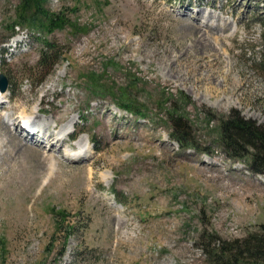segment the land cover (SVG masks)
<instances>
[{
  "label": "rangeland",
  "instance_id": "rangeland-1",
  "mask_svg": "<svg viewBox=\"0 0 264 264\" xmlns=\"http://www.w3.org/2000/svg\"><path fill=\"white\" fill-rule=\"evenodd\" d=\"M19 1L0 0V264H208L209 237L264 233V175L216 127L233 111L264 126V0H47L85 26L50 33L13 25ZM207 22L210 45H191ZM124 91L150 119L117 106ZM32 113L75 132L32 142ZM171 113L199 149L171 139Z\"/></svg>",
  "mask_w": 264,
  "mask_h": 264
},
{
  "label": "trees",
  "instance_id": "trees-1",
  "mask_svg": "<svg viewBox=\"0 0 264 264\" xmlns=\"http://www.w3.org/2000/svg\"><path fill=\"white\" fill-rule=\"evenodd\" d=\"M46 1L20 0L15 7L17 17L13 25L16 23L24 25L26 23L31 28L42 29V31L48 33L68 23L72 25L61 12H52L46 9ZM36 11L40 12L36 13ZM84 27L76 24L72 25L75 32L82 30ZM54 49L55 47L46 41L40 51L41 60L45 61L48 57H53L51 52ZM55 61L53 59L50 62L52 67ZM88 78H91L96 83V87H99L96 81L97 76L90 75ZM92 93L96 92L93 91ZM121 95L122 97L119 98L117 106L139 118L150 119L144 106L135 103L129 92H121ZM172 111H176V109L173 108ZM167 118L172 123L169 133L172 140L182 148L193 147L199 149L195 144L196 135H191L193 123L187 117L184 118L180 113H171L168 114ZM216 127L223 150L232 158L245 159L247 157L249 168L255 173L264 175V126L258 125L257 122L251 119L244 118L239 112L233 111L218 118ZM209 238L210 240L204 244L208 264H264V233L250 232L244 237L230 240H221L218 237Z\"/></svg>",
  "mask_w": 264,
  "mask_h": 264
},
{
  "label": "bare ground",
  "instance_id": "bare-ground-1",
  "mask_svg": "<svg viewBox=\"0 0 264 264\" xmlns=\"http://www.w3.org/2000/svg\"><path fill=\"white\" fill-rule=\"evenodd\" d=\"M200 16H202V15L200 14ZM213 28H215V26L213 24H211L210 22H207L206 24H204V26H203V24L200 23L199 26H198V30L195 31V32H197V34L193 37V39L191 41V45L199 44L202 47H204V49L206 47H208V45H210V42H208V40L212 37V35L209 34V32ZM198 33H200V34H198ZM221 37H222L221 33H220L219 37H215L216 43H218L217 40H219V38H221ZM214 55H217V51H215ZM2 92L3 91H0V97L3 94ZM1 102H3V101H1ZM37 110H39V108ZM9 116L10 115H4V121H8L9 122V120H13L15 122L13 117H9ZM34 116H35L34 113L26 114V115H23L21 117V119L22 120L24 119V121H27V122L30 121V122L38 123V127H39L38 135H39V133L42 132V134H43L42 136H43L44 139H46L45 137L47 136L49 138V139H47V143L50 144V146H56L57 143L60 142V141H63L66 138L67 133L70 132V130L68 128H64L65 127L64 126V127H61L60 129H58V131H56L55 134L51 135L49 130H48L49 123L46 122V121H43V120H36V119H34ZM21 129H22V126H21L20 130ZM83 148H84V143L83 142H79L78 151L70 150L71 149L70 146H68L67 149L64 147L62 151H63L64 155L66 156V158H68L70 160L77 161V160H81V159H83V157H85L84 156L85 150ZM69 154H71V156ZM50 168L51 169L54 168V162L51 163Z\"/></svg>",
  "mask_w": 264,
  "mask_h": 264
},
{
  "label": "water",
  "instance_id": "water-1",
  "mask_svg": "<svg viewBox=\"0 0 264 264\" xmlns=\"http://www.w3.org/2000/svg\"><path fill=\"white\" fill-rule=\"evenodd\" d=\"M7 78L3 73H0V90L4 91L7 87Z\"/></svg>",
  "mask_w": 264,
  "mask_h": 264
}]
</instances>
